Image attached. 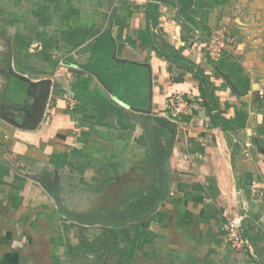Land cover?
Returning <instances> with one entry per match:
<instances>
[{
	"label": "crops",
	"instance_id": "crops-1",
	"mask_svg": "<svg viewBox=\"0 0 264 264\" xmlns=\"http://www.w3.org/2000/svg\"><path fill=\"white\" fill-rule=\"evenodd\" d=\"M181 8L178 0H32V34L21 17L0 19V264H60V246L70 258L54 227L73 230L75 221L50 190L89 218L133 215L161 195L171 130L158 117L179 123L172 187L132 264H264V0H193L187 15ZM221 27L236 45L213 59L207 44ZM163 40L183 66L160 54ZM191 67L210 78L217 123ZM121 71L130 72L111 84L140 96L136 103L101 76ZM22 75L53 81L37 127L49 86ZM174 92L195 99L191 113L169 115ZM225 120L239 126L224 129ZM56 155L67 156L63 164ZM124 180L144 193L121 197ZM225 211L245 216L244 253L227 241Z\"/></svg>",
	"mask_w": 264,
	"mask_h": 264
},
{
	"label": "rangeland",
	"instance_id": "rangeland-1",
	"mask_svg": "<svg viewBox=\"0 0 264 264\" xmlns=\"http://www.w3.org/2000/svg\"><path fill=\"white\" fill-rule=\"evenodd\" d=\"M31 9H32V0H0V19L2 20L8 19V20L14 21L16 17L17 18L21 17L22 21L28 24L27 31L31 33V30L34 31V29L30 27L31 24H29L33 21L32 20L33 18L31 17ZM7 30H8V33H11L14 31L12 30V27L10 26L7 27ZM34 33H36V31ZM152 176H156L154 175V170H152ZM125 183L126 181L124 180L117 187L118 190L122 193L120 194L121 197H124V195L127 194L128 192H129L128 193L129 195L135 194L136 196L140 195L141 193H144L143 190L145 189V187L141 188V185L139 183L136 182L133 186L127 185ZM90 191H91V188H88V192ZM105 192L106 194H109L108 189L105 190ZM263 207H264V204H263ZM236 214L241 215L242 213L241 214L236 213ZM230 215H232V213ZM249 217H250L249 221L251 223L256 222V219L254 218L252 214L249 215ZM244 219H243V222L245 221ZM257 220L263 224V222L260 219H257ZM69 221H74V220L69 219ZM80 223L81 222H78V221H75V224L74 222H72L70 226L72 227L73 230L67 227L69 226V224L67 223H66L67 225L66 227H62L59 224L58 226L55 225L54 227L57 233V237L63 241H65V239L67 238L68 239L67 241L70 242V246H71L70 252L68 249V245L65 246L67 247L68 254L70 256V258L68 259H67V256H65V254L62 252L64 246L59 247L60 249L59 259L61 262L60 264H132V262H129V261H128L129 263L121 262L119 260L118 255H113L112 251L109 252L107 248L103 246L102 244L103 230H101L100 226H94V225H101V226H106V225H103L101 223H96V224H87V226L86 225L81 226ZM74 225H76L77 227ZM79 226L81 227L78 228ZM242 234H244L243 230H242ZM82 239H88L90 243H93L92 244L93 246L92 245L84 246L85 242ZM123 246H124V243H122L120 247H123ZM232 250L239 252L233 248Z\"/></svg>",
	"mask_w": 264,
	"mask_h": 264
},
{
	"label": "trees",
	"instance_id": "trees-1",
	"mask_svg": "<svg viewBox=\"0 0 264 264\" xmlns=\"http://www.w3.org/2000/svg\"><path fill=\"white\" fill-rule=\"evenodd\" d=\"M46 1V0H44ZM60 1V0H59ZM193 0H178L179 4H182V8L180 9V13L182 15H187L188 7L190 3ZM174 4V2H170ZM80 42V41H78ZM77 42V43H78ZM111 41L109 40L108 45L110 46ZM111 47V46H110ZM160 54L165 55L168 59L171 61L177 63L180 66H183L182 63L185 58L178 52L177 49L169 45L166 41L163 40L162 42V49L158 50ZM129 69V68H128ZM191 69L194 71V74L196 75V78L200 79L201 83V93L202 96L206 99V96L211 97L212 105H209L207 103V111L208 114L212 115V122L217 123L218 119L220 118V115L218 113H215L213 115V110L218 108L217 98L215 97V94L212 93V87H211V81L208 75H206L201 69H195L194 67H191ZM130 71H121V72H113L110 79H108L105 75L101 74L102 78L106 81V83L112 88V90L118 94L117 96H120V98L131 101V99L134 100V103H136V99L141 98L136 93H131L129 96L127 95H121L117 93L113 85L111 84V79L113 77L118 79L121 76H125ZM127 73V74H126ZM118 77V78H117ZM125 80V78L123 79ZM125 83H128L127 80ZM76 89V97L83 102V100H86L84 97H81L79 93H77V86H74ZM93 98L91 100H105L108 98L107 95H101V94H92ZM207 101V99H206ZM225 125H223L224 129H235L239 126V122L237 120H225ZM66 155H56V158L60 159L59 164H63V159L66 158ZM150 219L148 221H145V224L143 225L142 222H136L132 223L131 225H127L126 227H109V226H103V246L107 248V250L110 252L112 251L113 255H118L119 260L121 262H133L136 257V249H141L143 242L145 241V236L148 232ZM134 227V228H133ZM85 242L84 246L92 245L88 241V239H82ZM124 243L123 247H120L121 244ZM93 246V245H92ZM127 260V261H126ZM128 262V263H129Z\"/></svg>",
	"mask_w": 264,
	"mask_h": 264
},
{
	"label": "water",
	"instance_id": "water-1",
	"mask_svg": "<svg viewBox=\"0 0 264 264\" xmlns=\"http://www.w3.org/2000/svg\"><path fill=\"white\" fill-rule=\"evenodd\" d=\"M23 76V75H22ZM25 80H27L32 86L39 85L42 81L46 82L48 84V91L45 96V100L43 103V106L41 108L40 113L37 115L35 119L34 125L37 127L39 123L42 121L47 105L49 103L50 97H51V92H52V84L53 81L51 78H46L44 80H36L33 81L31 78H29L27 75L23 76ZM134 108V107H133ZM135 109H141V108H135ZM149 110V109H148ZM3 117H6L3 114ZM9 119V118H7ZM157 120L159 123L163 124L164 126L168 127L171 130V137L169 140L168 144V149L165 153H163V169L166 175L165 179V190L161 195L156 197L147 207L142 209V211L131 214L122 218H108V217H101V218H89L77 214L70 213L62 204L61 200L59 199L58 195L53 193L52 190L51 193L56 199L57 205L62 212V214L70 220L78 221L83 224H96V223H101L106 226H113V227H125L128 225L130 222H142L143 225L145 224V221L149 219V217L152 215V213L156 212L159 209V205L162 201L166 200L172 187V168H171V163H170V158L172 155V151L174 149V146L176 145L177 138L179 135V124L177 121L171 120L168 117H158V118H153ZM12 123L19 125L21 127H26V125H22L20 123H17L14 119H9Z\"/></svg>",
	"mask_w": 264,
	"mask_h": 264
},
{
	"label": "built area",
	"instance_id": "built-area-1",
	"mask_svg": "<svg viewBox=\"0 0 264 264\" xmlns=\"http://www.w3.org/2000/svg\"><path fill=\"white\" fill-rule=\"evenodd\" d=\"M207 45L210 56L213 59H218L223 55L224 51L234 48L236 41L228 29L221 27L209 38ZM60 75L61 73H57L55 76L59 77ZM263 93L264 91L260 90V94ZM192 100L193 102L195 101V99H191L189 96L179 92L168 95L166 107L169 115L172 118H176L183 114L191 113L193 108ZM76 104L73 103V105ZM223 217H225L223 228L231 248L244 253L248 249V241L242 234L244 216L238 214L230 215L225 211Z\"/></svg>",
	"mask_w": 264,
	"mask_h": 264
}]
</instances>
